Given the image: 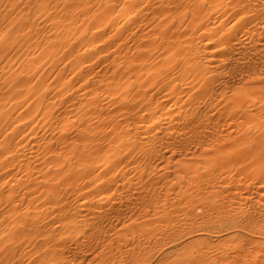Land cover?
<instances>
[{
  "label": "bare ground",
  "instance_id": "6f19581e",
  "mask_svg": "<svg viewBox=\"0 0 264 264\" xmlns=\"http://www.w3.org/2000/svg\"><path fill=\"white\" fill-rule=\"evenodd\" d=\"M20 57L48 65L52 87L28 90L35 73L16 74L18 66L8 63ZM0 66L9 72L0 99L10 103L0 111V180L18 192L5 207L25 211L22 197H38L35 181L46 171L52 186L38 190L51 201L47 213L22 225L31 250L11 246L9 264L53 249L73 264H107V254L132 240L120 230L127 221L161 210L169 222L170 206L210 217L223 201L217 193L230 199L228 210L245 216L243 230L228 232L239 244L218 248L217 263L215 250L225 241L208 247L198 232L181 241L168 231L160 244L158 233L145 243L160 251L151 262L247 264V249L264 245V0H0ZM34 106L48 122L40 134L30 126ZM21 121L26 128L19 132ZM58 181H72L74 190L60 194ZM247 214L258 217L257 226ZM262 251L249 264H264Z\"/></svg>",
  "mask_w": 264,
  "mask_h": 264
},
{
  "label": "rangeland",
  "instance_id": "374dc122",
  "mask_svg": "<svg viewBox=\"0 0 264 264\" xmlns=\"http://www.w3.org/2000/svg\"><path fill=\"white\" fill-rule=\"evenodd\" d=\"M14 59H16V58H14ZM20 59V60H19ZM17 63H16V62ZM22 61H24V63L23 64H20ZM14 62V63H13ZM9 64H15V65H13L12 64V66H9V67H12V68H14V67H19V70L17 69V68H14V69H16V70H14L15 72H16V74H19V72H20V74L25 70V72H28V71H30V72H34L35 73V75H34V73H33V75L35 76L34 78H32V79H34V80H31L30 81V83H29V87H28V90H31L32 92H33V89H36L34 92H33V94H35V95H37V94H39L43 89H48L49 88V84H50V87H52L51 85L53 84V80L54 79H52L53 78V76L51 75V73H49L48 71H47V66L48 65H45V64H41V63H36V64H34V65H27V64H29V62H27L25 59H23L22 60V58L20 57V58H17L16 60H13V58H11V61L10 62H8ZM19 63V64H18ZM27 63V64H26ZM8 64V65H9ZM25 64V65H24ZM40 64V65H39ZM27 66V68H28V70H26V68L24 69H22V66ZM42 65V66H41ZM43 65H44V67H43ZM23 66V67H24ZM31 66V67H30ZM33 66V67H32ZM38 66H39V68H38ZM0 68H1V70L3 69L4 71L3 72H6V68H2L1 66H0ZM31 70H30V69ZM45 68V69H44ZM40 71H38V70ZM23 70V71H22ZM44 70V71H43ZM45 71H46V74H45ZM1 73L0 72V74H2V75H0V85H2V80H3V77H4V75H6V74H8L9 72L7 71V73ZM38 74H37V73ZM24 73V72H23ZM39 74H40V76H39ZM42 74H45V76H47V77H45V76H42ZM51 75L49 78H48V76L49 75ZM39 76V77H38ZM37 77V78H36ZM45 77V78H44ZM42 78H44V80L42 79ZM36 79V80H35ZM46 79H49V80H46ZM43 80V81H42ZM51 80V81H50ZM2 81V82H1ZM33 81V82H32ZM35 81V82H34ZM45 81V82H44ZM33 83H36V84H33ZM40 83V84H39ZM42 83V84H41ZM46 83H49V84H46ZM34 86H33V85ZM41 85V87L39 86V85ZM46 85H48L47 87H43V86H46ZM37 86L40 88H38L37 89ZM34 87V88H33ZM43 87V88H42ZM50 89V88H49ZM12 90L13 89H11V91H10V93H12ZM36 92H37V94H36ZM13 94V93H12ZM49 100H51V99H49ZM2 103V105L4 106H0V111L3 109V108H5V109H8L9 107V105H10V103H8V104H4V102L0 99V104ZM49 106H51V107H54L53 105H52V100H51V105H49ZM2 107V108H1ZM7 107V108H6ZM34 108V110H33V112H34V114L35 115H38V116H36L35 117V115H34V118L33 119H36V120H33L32 119V122H31V125L30 126H32V127H35V128H33V132H35V134H40L42 131L44 132L45 131V129L48 127V122H47V120H45V119H42V121H40L41 120V114H40V112H39V110L37 109V106H34V107H32V109ZM38 118H40V120L38 119ZM34 121V122H33ZM37 121H38V123H37ZM22 122H24V121H21L20 123H22ZM47 122V123H46ZM20 123L17 125V130L19 131V129L21 130V131H23V129H25L26 128V123H22L21 125H20ZM41 123V124H40ZM43 123H44V125H43ZM36 124V125H35ZM39 124V126L36 128V126ZM25 125V126H24ZM46 125V126H45ZM42 126V127H41ZM42 130H41V129ZM44 129V130H43ZM20 132V131H19ZM37 132V133H36ZM30 139V138H29ZM27 141H30V140H24V142H27ZM29 145V144H28ZM42 148V147H41ZM41 148L39 149V151L41 150ZM26 153H28V151H26ZM25 153V154H26ZM24 154V153H23ZM24 154V155H25ZM26 156V155H25ZM23 157V156H22ZM44 170H45V168H44ZM2 172V173H1ZM31 172H32V175H31V177L33 178L34 176H33V173H35V172H33V170L31 169L30 170V172H29V174H31ZM43 173V172H42ZM51 172L50 171H46L43 175H41V177H39L37 180H39V185L37 184V182L38 181H35V193L34 194H32V195H35L36 194V196H38L37 198H33V199H31V198H27L26 199V197H22V198H24L25 199V201H23V204H22V207H24V210L27 212V214H26V212L25 211H17V212H11V211H9L8 209H7V207H5V205H6V202L12 197V194H10V193H12V192H14L15 193V195H16V193H18V192H16L15 190L17 189V187H14L13 188V190L11 189V190H8V187H7V184L6 183H4V184H2V180H0V185H1V187L3 186V185H5V186H3L4 188H1L0 187V189H2V190H0L1 192H0V201L2 202V203H0V264H9L12 260H13V258L12 259H10L9 258V250H10V248H11V246H13V247H15V246H17V245H21L23 248H26V247H28V248H26V249H29V250H31L30 248L32 247V243H30V242H32L33 241V238H30L29 237V233L27 232V231H24V228H23V226L22 225H25L26 223H27V221H31V222H33V221H38L39 219H41V217L42 216H44L45 215V213L44 212H46L47 213V211H44V210H48V208L47 207H49V204H50V202L51 201H49V199L48 198H45V196H46V194H45V192L44 193H39V195H38V192L40 191V190H42L44 187H50L51 185H50V183L48 184L47 182H45L47 179H46V177L50 174ZM1 176H4V173H3V171H1V169H0V177ZM30 177V178H31ZM45 177V178H44ZM32 178L31 179H28V180H32ZM50 178V177H49ZM23 179V178H22ZM24 180V179H23ZM63 180V179H62ZM27 181V180H26ZM31 183H32V181H29V185H31ZM40 183H42V184H40ZM48 186H47V185ZM74 183H72V181L69 183V184H66V183H62V182H60L59 183V181H58V183L56 184V187H57V189L60 191L59 193L60 194H62V195H64L65 193H68L69 191L71 192V191H73L74 190V185H73ZM38 185V186H37ZM71 185H73L72 186V188H71ZM7 187V188H6ZM52 187V186H51ZM64 187H67V189H68V191H65V190H67V189H65ZM4 189H5V191H4ZM64 189V190H63ZM39 190V191H38ZM65 191V192H64ZM3 192V193H2ZM2 195H3V197H2ZM5 195V196H4ZM7 195H9V196H7ZM14 195V194H13ZM216 196L218 197L217 198V201L220 199V200H223V201H226V203L225 202H221V201H219L218 202V204L217 203H215V209H213L214 210V212H210V217H209V215L207 216V215H204L205 216V219L207 218V217H209V219L207 218V220L205 221L204 220V216H203V210H199V211H197L198 209H200V208H197L196 210H193V211H195V212H191V213H188V214H186L185 212V214L183 215V213L181 212V211H177V210H182V208H180L179 206L177 207L178 209H176V210H174L171 206H170V208L171 209H169V210H167V211H169V212H167V213H169L170 215H168V219L170 218V217H172V219L170 220L169 219V222H168V220H167V218L165 219V220H163V218L165 217H163V213H162V211L160 210V212L162 213H159V214H157V215H155L156 217H158V216H160V217H158V219L160 218L161 220L159 221L158 219H156V217L155 216H153L152 218L154 219H156V220H154L155 222L157 221V223L158 222H160L159 223V225L157 224V223H153V219L150 217V218H148V217H144V218H141V219H138V220H135V221H132V222H126L125 223V225L127 224V226H126V228L124 227V226H122V227H124V228H122V227H120V230H123V232L125 231V232H127V233H125L126 235H128L127 236V239L128 238H130V239H134L133 241H139V244L138 245H140V246H135V247H133L134 246V244H135V242H133L132 240H129V243H128V241L126 240V242H122V243H120V248H121V246L123 247V248H121V249H116V248H114V250L112 251L113 252V255H114V257L115 256H117V257H110L109 258V254H107V256H106V254H104V255H102V257L104 258V256H106V261L108 262L107 264H125L127 261V263L126 264H129V263H131V264H133V263H139V262H142V263H139V264H155V262H151V261H155V260H157V258H159L160 256L158 255L159 254V250H154V249H150V250H148V244H145V243H148L150 240V242H154L155 241V237H153L154 235H157L158 233V237L160 238V237H162L159 241H160V244H161V242H164L165 240H166V238L168 237V234H170V233H172V232H178L179 233V235H178V233H177V236L176 237H179V240H181V241H184V239H185V237L186 236H188V235H190V234H196L197 232V234H202L204 237L203 238H205L204 240L205 241H203L202 240V242H206L207 240V246L208 247H212V246H214V244H216L215 246H218V244H219V242L218 241H222V243L225 241H227V242H229V243H223V245H221L220 244V246H218L217 248H216V250H215V262L216 261H218L217 263H220V259L219 258H222L221 257V255L218 253L219 251H218V248H220L221 246L223 247V249L225 248L224 246H229L230 247V242L231 243H233V244H236V245H238L239 244V242L237 243H234L235 241L234 240H236L237 238H235L236 236H232V234H229L228 232H231V233H234L235 231H238L239 229H241L242 228V230H243V228H245V227H243V226H245V221L246 220H244L245 219V216H243V215H238L237 213H241V212H238V211H235V210H232V212H231V210H228L227 208H228V200L230 201V199H227V198H225L224 197V195L223 194H221V196H220V194H216ZM220 196V197H219ZM222 196L225 198H222ZM7 197V198H6ZM44 197V198H43ZM22 198H20L21 200H23ZM42 198V199H41ZM44 199V200H43ZM46 199V200H45ZM227 199V200H226ZM39 200H41V201H43L42 203H39V202H41V201H39ZM27 201V202H26ZM38 201V202H37ZM32 202V203H31ZM35 202V203H34ZM36 203H38L37 205H35ZM49 203V204H48ZM219 203H221L220 205H219ZM222 203H225V205L224 204H222ZM46 205V208L43 206V205ZM30 205V206H29ZM34 205H35V209H33L32 208V206L34 207ZM217 205H219V206H217ZM221 206H222V208H221ZM28 207H30L29 209H28ZM38 207H42V209H40V208H38ZM182 207V206H181ZM227 209L228 211H226L225 209ZM37 209H39V210H41V211H39V210H37ZM167 209H168V207H167ZM173 209V210H172ZM218 209L220 210V212H221V210H222V213H220L219 211H218ZM18 210V209H17ZM38 212H37V211ZM212 210V211H213ZM217 210V211H216ZM225 210V211H224ZM30 211V212H29ZM34 211V212H33ZM175 211V212H174ZM177 211V212H176ZM21 212H23V214L21 213ZM172 212H174L173 214H172ZM199 212H202V214L201 213H199ZM224 212H226L227 214H225ZM250 213H251V211H249ZM249 212H247V213H249ZM3 213H4V215H3ZM35 213H36V215H35ZM166 213V214H167ZM178 213V214H177ZM180 213H182V214H180ZM193 213V214H192ZM217 214L218 213V215L219 214H221V215H219V216H216L215 214ZM224 213V214H223ZM230 213V214H229ZM232 213V214H231ZM233 213H235L236 215V217H234V215H233ZM39 214V216H37ZM162 216H161V215ZM175 214H176V218H174L175 217ZM189 214H191V215H189ZM198 214H200V215H198ZM215 215V216H213V215ZM229 214V215H228ZM25 215V216H24ZM164 215H165V213H164ZM172 215V216H171ZM180 217H179V216ZM186 215V216H185ZM189 215V216H188ZM194 215H196L197 217L195 218V216L193 217ZM223 215V216H222ZM224 215L226 216H230V218H223L224 217ZM232 215V216H231ZM248 215V214H247ZM174 216V217H173ZM184 216L185 217H189V218H191V216H192V219H190V220H188V218H184ZM202 216V217H201ZM242 216V217H241ZM249 216H251L250 218H253V220H255L256 218L258 219V217H256L255 218V216H253V215H248V217ZM253 216V217H252ZM167 217V216H166ZM199 217V218H198ZM201 217V218H200ZM217 217V219H220L218 222H216V220H215V218ZM221 217L223 218V220L221 219ZM231 217H234V219L232 220L231 219ZM237 217H239V218H241V219H239V218H237ZM244 217V218H243ZM147 218V219H146ZM175 220H174V219ZM180 218V219H179ZM181 218H183V220L181 219ZM195 218V219H194ZM203 218V219H202ZM214 218V219H213ZM236 218V219H235ZM243 218V219H242ZM185 219V220H184ZM199 219V220H198ZM201 219H202V221H201ZM210 219H212V220H210ZM256 219V220H257ZM6 220V221H5ZM149 221L150 220V222H151V220H152V224L151 223H148V225L146 224H144V221ZM177 220V222L178 223H176L175 221ZM181 220V221H180ZM188 222H187V221ZM195 221V222H192V221ZM236 220V221H235ZM252 220V219H251ZM252 220V221H253ZM255 220V221H256ZM138 221V222H137ZM146 221V222H147ZM165 221V223H163ZM171 221H173V222H171ZM183 221H185V222H183ZM191 223H190V222ZM196 221H199V222H203V223H200L199 224V222H197L198 223V226L196 227ZM212 221V222H211ZM235 221V222H234ZM237 221H243V222H240L241 224H243L244 223V225H240V223L238 222V224L237 225H240V226H242V227H239V226H237L235 223H237ZM253 222L254 224L256 223H258L259 221L257 220L256 222ZM140 222V225H138V223ZM17 223H19L20 225H18ZM133 223V224H132ZM174 223V224H173ZM180 223V224H179ZM184 224V225H182V226H180L181 224ZM220 223V224H219ZM9 224V225H8ZM143 224V225H142ZM155 224H157L156 226H155ZM163 225V227H164V230H163V227H162V225ZM178 224H179V226L180 227H178ZM187 224H188V226H187ZM190 224H192V225H190ZM193 224H196V225H193ZM235 226H234V225ZM255 224V226H257ZM8 225V226H7ZM133 225V227L132 228H136V232H137V236L135 235V229H129V227L128 226H130V228H131V226ZM145 225V227L146 226H149V227H153L154 226V228L153 229H149L148 227H146V233L142 230V228H145V227H143ZM171 227H170V226ZM177 225V226H176ZM190 225V226H189ZM227 227H226V226ZM135 226V227H134ZM176 226V228H177V230H176V228H174ZM188 228L187 229V231L185 230L186 228ZM193 226V227H192ZM195 226V227H194ZM234 226V227H233ZM158 227V228H157ZM162 227V228H161ZM167 227V228H166ZM189 227H192V228H195V229H192V228H189ZM239 227V228H238ZM3 228V229H2ZM157 228V230H155L154 231V229H156ZM179 228L180 229H182L183 230V228H184V230H185V232H183L182 230H181V232H182V234L180 235V230H179ZM264 228V227H263ZM262 228V229H263ZM205 229V230H204ZM3 230V231H2ZM128 230V231H127ZM132 230V233L130 232ZM148 230L151 232H148ZM226 230V231H225ZM142 231V233H139V232H141ZM161 233H160V232ZM162 231H163V233H162ZM168 231L170 232V233H168ZM199 231H202V233H200ZM225 231V232H224ZM128 232L130 233V234H132V235H130V234H128ZM148 232V233H147ZM153 232V233H152ZM156 232V233H155ZM221 232H222V234H221ZM166 233V234H165ZM168 233V234H167ZM183 233H185L184 235H183ZM144 234V235H143ZM152 234V235H151ZM164 234V235H163ZM223 234H225L224 235V237L227 235V236H229V235H231V240L229 239V237H225V238H227V239H229V240H226L224 237H223ZM229 234V235H228ZM235 234V233H234ZM46 235V234H45ZM83 235V234H82ZM160 235V236H159ZM161 235H163V236H161ZM165 235L167 236V237H165ZM217 235H219V238L221 237V239L219 240V238H218V236ZM139 236V237H138ZM142 236V237H141ZM215 236V237H214ZM79 237H81V235L79 236ZM157 237V238H158ZM29 238H30V240H29ZM143 238H145V240L143 239ZM147 238V239H146ZM149 238H153V239H149ZM165 238V239H164ZM212 238V239H211ZM235 238V239H234ZM141 239V240H140ZM222 239H224V240H222ZM147 240H149V241H147ZM209 240H211L213 243L212 244H209V243H211V241H209ZM216 240V241H215ZM218 240V241H217ZM233 240V241H232ZM159 241H158V243H159ZM167 241V240H166ZM238 241V240H237ZM133 242V243H132ZM214 242H216V243H214ZM128 243V244H127ZM141 243V244H140ZM160 244H158V245H160ZM230 244V245H229ZM30 245V246H29ZM128 245V246H127ZM130 245H131V247H130ZM141 245H142V248H141ZM211 245V246H210ZM124 246H127V247H125L126 249H128V252L126 251V249L124 248ZM206 246V247H207ZM232 246V245H231ZM255 248H254V247ZM253 246H251V249L252 250H250V248H248L247 249V251H246V259L248 260H246L247 261V264H249L250 262H249V260H252L255 256H258L257 258V260H256V258H254L256 261H259V259L261 258V256H263L261 253H259V252H261L262 251V248L264 249V245H262V247H261V245H253ZM129 247V248H128ZM133 247V250L131 249ZM139 247V248H138ZM253 247V248H252ZM137 248V249H136ZM136 249V250H135ZM211 249V248H210ZM258 250V252H257V250ZM121 250V251H120ZM154 250V251H153ZM209 250V249H208ZM117 251H119L120 253L121 252H123V253H119V252H117ZM131 251V252H130ZM133 251V252H132ZM153 251V252H152ZM156 251V252H155ZM209 251H211V250H209ZM253 253H252V252ZM140 252V253H139ZM143 252V253H142ZM149 252V253H148ZM190 252V251H189ZM250 252V254H248ZM254 252H256V253H254ZM262 252H264V251H262ZM105 253V252H104ZM106 253H108V252H106ZM117 253V254H116ZM132 253V254H131ZM144 253L146 254V256L144 255ZM151 253H153L154 255H150ZM191 254H193V252L191 251L190 252ZM218 253V254H217ZM34 254V255H33ZM37 254V252H35V251H30L27 255H25L24 256V259L22 258L21 259V262H22V264H49V262H51L50 264H66V263H68V264H73V261H70V262H67L68 261V259H66L65 258V255H63L64 257L62 258V256H59V253L56 251V250H47V251H44V252H42L40 255H36ZM121 256H120V255ZM127 254V255H126ZM140 254H141V256H140ZM254 254H256V255H254ZM137 255V257H135ZM219 255V256H218ZM260 255V256H259ZM17 256V255H16ZM29 256H30V258H29ZM131 256V257H130ZM133 256V257H132ZM158 256V257H157ZM192 256H194V254L192 255ZM217 256V257H216ZM247 256H250V258L249 257H247ZM254 256V257H253ZM124 257V258H123ZM144 257V258H143ZM155 257H157V258H155ZM65 258V259H64ZM147 258V259H146ZM154 258V259H153ZM218 260H217V259ZM252 258V259H251ZM27 260V261H24V260ZM63 259V260H62ZM141 259H145V260H141ZM253 259V260H254ZM11 260V261H10ZM110 260V261H109ZM118 261V262H114V261ZM120 260H121V262H120ZM137 260V261H136ZM139 260V261H138ZM10 261V262H9ZM24 261V262H23ZM64 261V262H63ZM131 261V262H130ZM136 261V262H135ZM145 261V262H144ZM26 262V263H25ZM44 262V263H43ZM149 262V263H148ZM217 263H215V264H217ZM260 263V262H259ZM74 264H75V262H74ZM191 264H193V262H191ZM258 264V263H257Z\"/></svg>",
  "mask_w": 264,
  "mask_h": 264
}]
</instances>
